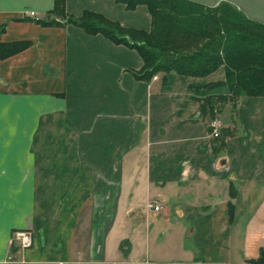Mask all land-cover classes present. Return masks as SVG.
Listing matches in <instances>:
<instances>
[{"label":"crops","instance_id":"obj_1","mask_svg":"<svg viewBox=\"0 0 264 264\" xmlns=\"http://www.w3.org/2000/svg\"><path fill=\"white\" fill-rule=\"evenodd\" d=\"M54 0H0V264H248L264 246V96L212 111L225 70L135 77L138 51L75 24ZM149 31L146 5L66 0ZM230 129L220 149L212 136ZM219 134V136H220ZM216 148V152L214 151ZM234 190L235 196L231 195ZM157 202L160 210L149 203ZM232 203V209L229 207ZM33 231V245L11 241Z\"/></svg>","mask_w":264,"mask_h":264},{"label":"trees","instance_id":"obj_2","mask_svg":"<svg viewBox=\"0 0 264 264\" xmlns=\"http://www.w3.org/2000/svg\"><path fill=\"white\" fill-rule=\"evenodd\" d=\"M135 9L146 5L152 18L149 31L127 28L100 13L85 10L79 17L67 13L66 0H54L47 18L37 20L47 26L75 24L88 34H103L117 44L138 51L143 60L135 77L150 81L155 74L207 76L220 67L225 70L229 95L209 94L211 85L201 93L207 96L212 111L218 101L235 107L243 96H264V24L250 20L234 4L222 1L207 7L189 0H115ZM2 30H0V33ZM26 40H0V58L9 57L29 46ZM234 132L222 130L217 142L225 148L226 138ZM216 152V148H214ZM234 197L235 192L231 190ZM232 209V203H229ZM248 264H264V246Z\"/></svg>","mask_w":264,"mask_h":264},{"label":"water","instance_id":"obj_3","mask_svg":"<svg viewBox=\"0 0 264 264\" xmlns=\"http://www.w3.org/2000/svg\"><path fill=\"white\" fill-rule=\"evenodd\" d=\"M207 7H216L222 1H227L240 10H242L246 16L255 22L264 24V0H189Z\"/></svg>","mask_w":264,"mask_h":264},{"label":"built area","instance_id":"obj_4","mask_svg":"<svg viewBox=\"0 0 264 264\" xmlns=\"http://www.w3.org/2000/svg\"><path fill=\"white\" fill-rule=\"evenodd\" d=\"M28 16L33 17L35 20H40L41 16L37 14L33 10L26 11ZM157 75H154L153 78H156ZM219 124L220 120L215 119L211 123L212 126V136L218 137L220 134L219 131ZM149 206L153 208L154 210H160L161 205H159L157 202H151L149 203ZM13 243H15L19 248L21 249H27L30 248L33 245V231L31 229H17L13 232V237L11 239Z\"/></svg>","mask_w":264,"mask_h":264}]
</instances>
